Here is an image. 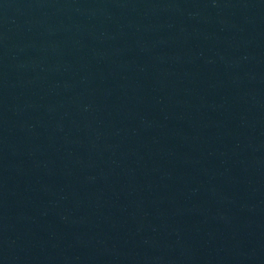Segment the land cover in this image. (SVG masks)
Returning a JSON list of instances; mask_svg holds the SVG:
<instances>
[{
	"label": "water",
	"instance_id": "water-1",
	"mask_svg": "<svg viewBox=\"0 0 264 264\" xmlns=\"http://www.w3.org/2000/svg\"><path fill=\"white\" fill-rule=\"evenodd\" d=\"M0 264H264V0H0Z\"/></svg>",
	"mask_w": 264,
	"mask_h": 264
}]
</instances>
